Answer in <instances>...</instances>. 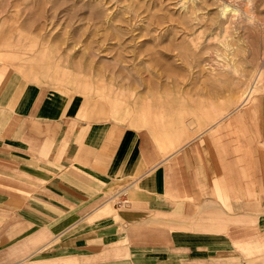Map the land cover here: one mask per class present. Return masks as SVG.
<instances>
[{"label":"crops","instance_id":"0c3cea01","mask_svg":"<svg viewBox=\"0 0 264 264\" xmlns=\"http://www.w3.org/2000/svg\"><path fill=\"white\" fill-rule=\"evenodd\" d=\"M190 109L96 120L0 67V264H264V94L187 140Z\"/></svg>","mask_w":264,"mask_h":264},{"label":"rangeland","instance_id":"374dc122","mask_svg":"<svg viewBox=\"0 0 264 264\" xmlns=\"http://www.w3.org/2000/svg\"><path fill=\"white\" fill-rule=\"evenodd\" d=\"M0 67L96 120L140 127L190 105L188 140L264 94V0H0Z\"/></svg>","mask_w":264,"mask_h":264},{"label":"built area","instance_id":"2783aa9c","mask_svg":"<svg viewBox=\"0 0 264 264\" xmlns=\"http://www.w3.org/2000/svg\"><path fill=\"white\" fill-rule=\"evenodd\" d=\"M110 201L117 207H124L127 205V200L125 199V193L123 191L115 194Z\"/></svg>","mask_w":264,"mask_h":264},{"label":"bare ground","instance_id":"6f19581e","mask_svg":"<svg viewBox=\"0 0 264 264\" xmlns=\"http://www.w3.org/2000/svg\"><path fill=\"white\" fill-rule=\"evenodd\" d=\"M252 91H253V90H252ZM248 96H250V95H247V97H248ZM247 97H246V98H247ZM246 98H245V99H246Z\"/></svg>","mask_w":264,"mask_h":264}]
</instances>
